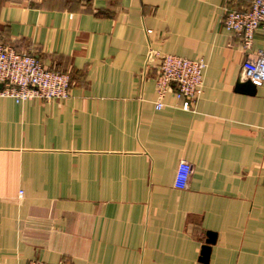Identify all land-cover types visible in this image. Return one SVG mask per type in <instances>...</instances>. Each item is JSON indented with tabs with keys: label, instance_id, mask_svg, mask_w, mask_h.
<instances>
[{
	"label": "crops",
	"instance_id": "obj_1",
	"mask_svg": "<svg viewBox=\"0 0 264 264\" xmlns=\"http://www.w3.org/2000/svg\"><path fill=\"white\" fill-rule=\"evenodd\" d=\"M250 1L0 0V42L71 84L0 96V264H264V83L236 91L264 27L244 49L222 24ZM156 53L205 62L193 111L155 109Z\"/></svg>",
	"mask_w": 264,
	"mask_h": 264
},
{
	"label": "built area",
	"instance_id": "obj_2",
	"mask_svg": "<svg viewBox=\"0 0 264 264\" xmlns=\"http://www.w3.org/2000/svg\"><path fill=\"white\" fill-rule=\"evenodd\" d=\"M222 24L227 32L241 40L244 49H249L255 30L264 27V0H251L243 10L225 9ZM156 56L160 62L154 77L155 109L160 110L164 98L172 93L182 111H193L204 88L205 62L173 54L156 53ZM242 69L247 80L255 87L261 86L264 83V54L257 52L254 60L244 61ZM0 85L1 97L23 104L35 100H66L71 84L67 74L46 68L30 51L16 50L0 42ZM190 175V164L180 161L174 178L175 188L185 189ZM25 264L48 263L34 259Z\"/></svg>",
	"mask_w": 264,
	"mask_h": 264
},
{
	"label": "water",
	"instance_id": "obj_3",
	"mask_svg": "<svg viewBox=\"0 0 264 264\" xmlns=\"http://www.w3.org/2000/svg\"><path fill=\"white\" fill-rule=\"evenodd\" d=\"M236 91L252 95L255 93L256 87L248 80V81H245L243 83H238ZM214 239H215L214 235L209 234V239L206 242V246H204L202 248L203 261L208 260V256L210 253V245H212L214 243Z\"/></svg>",
	"mask_w": 264,
	"mask_h": 264
}]
</instances>
